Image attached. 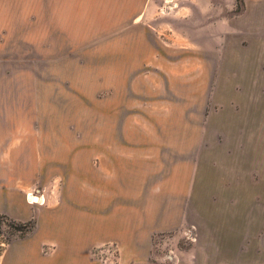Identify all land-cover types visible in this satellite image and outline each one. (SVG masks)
Masks as SVG:
<instances>
[{"label":"rangeland","instance_id":"374dc122","mask_svg":"<svg viewBox=\"0 0 264 264\" xmlns=\"http://www.w3.org/2000/svg\"><path fill=\"white\" fill-rule=\"evenodd\" d=\"M154 48L162 67L123 73ZM184 51L197 56L180 64ZM119 87L152 123L106 116ZM145 131L193 176L149 259L264 264V0H0V219L35 222L14 242L43 241L65 148Z\"/></svg>","mask_w":264,"mask_h":264},{"label":"crops","instance_id":"0c3cea01","mask_svg":"<svg viewBox=\"0 0 264 264\" xmlns=\"http://www.w3.org/2000/svg\"><path fill=\"white\" fill-rule=\"evenodd\" d=\"M190 34L193 39L200 35ZM196 56L184 51L177 59L184 64ZM163 57L160 50L146 49L138 59L142 63L127 64L123 73L136 74L141 65H156V61L162 67ZM176 70L182 71V65ZM116 90L122 92L104 111L107 117L153 122L151 114L133 111L136 104L130 100L135 95L123 93L128 88ZM155 135L145 131L133 142L120 134L115 141L88 138L65 148V158L52 160V179L61 184L54 204L39 218L43 241L3 245L0 264H165L149 259L151 236L169 230L182 218L180 203L192 191L193 176L188 173L187 153L153 146ZM41 171L46 173L44 167ZM105 245L115 246V262L93 257V251Z\"/></svg>","mask_w":264,"mask_h":264},{"label":"trees","instance_id":"16d2710c","mask_svg":"<svg viewBox=\"0 0 264 264\" xmlns=\"http://www.w3.org/2000/svg\"><path fill=\"white\" fill-rule=\"evenodd\" d=\"M4 224L9 225L12 231L9 232L7 237L0 232V239H2L3 237V240H0V255L2 252L3 245L10 244L14 242L15 239L24 238L35 229L34 221H29L27 223H17L14 221H10L8 224H6L3 220L0 219V230Z\"/></svg>","mask_w":264,"mask_h":264},{"label":"built area","instance_id":"2783aa9c","mask_svg":"<svg viewBox=\"0 0 264 264\" xmlns=\"http://www.w3.org/2000/svg\"><path fill=\"white\" fill-rule=\"evenodd\" d=\"M30 196L32 195L30 194L28 198ZM30 203L35 202H33V200H30ZM93 257L103 262H115V260L117 259V250L113 245H105L95 249L93 251Z\"/></svg>","mask_w":264,"mask_h":264},{"label":"bare ground","instance_id":"6f19581e","mask_svg":"<svg viewBox=\"0 0 264 264\" xmlns=\"http://www.w3.org/2000/svg\"><path fill=\"white\" fill-rule=\"evenodd\" d=\"M29 200H33V202L38 203V204L41 202L40 200H38V198H35L34 196H30Z\"/></svg>","mask_w":264,"mask_h":264}]
</instances>
